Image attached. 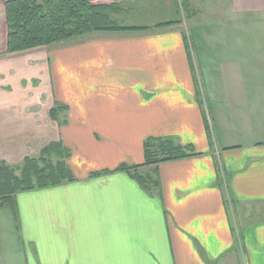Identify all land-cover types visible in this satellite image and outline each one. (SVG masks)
<instances>
[{
	"label": "crops",
	"instance_id": "0c3cea01",
	"mask_svg": "<svg viewBox=\"0 0 264 264\" xmlns=\"http://www.w3.org/2000/svg\"><path fill=\"white\" fill-rule=\"evenodd\" d=\"M226 3L239 32L194 60L178 29L6 55L0 0V161L59 143L73 178L0 208V264H264V0ZM160 138L191 156L139 168L145 190L118 169Z\"/></svg>",
	"mask_w": 264,
	"mask_h": 264
},
{
	"label": "trees",
	"instance_id": "16d2710c",
	"mask_svg": "<svg viewBox=\"0 0 264 264\" xmlns=\"http://www.w3.org/2000/svg\"><path fill=\"white\" fill-rule=\"evenodd\" d=\"M180 3L186 18L191 19L194 13L190 10L188 0H181ZM1 6L3 49L6 55L73 42L92 33L149 31L148 28L118 24L113 16L118 17L122 9L108 0H1ZM170 24L157 25L155 29ZM187 40L185 44L190 58ZM64 110V107L55 105L48 112L50 119L57 122L59 113ZM187 149L170 138L147 139L143 143V164L131 168L120 167L118 171L133 173L132 178L149 190L156 187L151 176H140L136 171L141 167L188 158L191 154ZM67 156L68 153L59 143H53L44 148L39 157H25L17 168L0 161V208L8 207L15 212V196L18 193L53 188L72 181L65 162ZM219 184L222 185V181Z\"/></svg>",
	"mask_w": 264,
	"mask_h": 264
},
{
	"label": "rangeland",
	"instance_id": "374dc122",
	"mask_svg": "<svg viewBox=\"0 0 264 264\" xmlns=\"http://www.w3.org/2000/svg\"><path fill=\"white\" fill-rule=\"evenodd\" d=\"M108 1H113L121 7L122 12L120 15L118 17L113 16V18L122 26L148 28V32L178 29V31L183 33L185 38L188 39L190 43L188 45L189 54L194 60H196V49L197 51L200 50L203 52L205 58H210L211 55L214 56L213 51L215 50V54L217 53V55H219V50L221 49L219 47L212 49L209 39L212 38L215 40L214 44H222L225 47L226 41L219 40L216 42V38L229 32H239L237 27L233 28L232 26L234 19L227 7L226 0H188L190 10L194 13L191 19L186 18L180 3L181 0ZM245 22L248 24L246 27L249 29L243 32L264 35V23L255 24L252 18H246ZM166 23L171 24L155 29L157 25H164ZM192 37L193 41H191ZM197 72L198 75L196 74V80L199 82L202 77L200 76L199 70ZM36 156L39 157V154ZM10 166L15 168L18 167L17 165ZM15 174L18 173L15 172ZM228 211H230V209H228ZM230 218H233L231 211ZM234 222H237L236 217Z\"/></svg>",
	"mask_w": 264,
	"mask_h": 264
}]
</instances>
